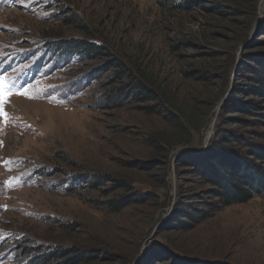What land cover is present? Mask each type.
<instances>
[{"label":"rangeland","instance_id":"obj_1","mask_svg":"<svg viewBox=\"0 0 264 264\" xmlns=\"http://www.w3.org/2000/svg\"><path fill=\"white\" fill-rule=\"evenodd\" d=\"M70 38L108 56L54 48ZM259 55L264 0H0V264H264V193L173 221L213 201L180 154L264 147ZM136 82L152 97L121 99Z\"/></svg>","mask_w":264,"mask_h":264},{"label":"trees","instance_id":"obj_2","mask_svg":"<svg viewBox=\"0 0 264 264\" xmlns=\"http://www.w3.org/2000/svg\"><path fill=\"white\" fill-rule=\"evenodd\" d=\"M71 22H79L80 27H85L83 23L75 18L68 19ZM58 52H64V55H79L87 57L108 56L106 48L101 44H94L81 38L63 39L56 42ZM255 61L253 66L247 67L249 71L248 83L246 84L250 94L264 99V56L259 55L252 58ZM117 68L125 70L123 62L118 58H108L100 70H109ZM123 91V92H122ZM152 91L136 82L129 90L120 89L118 92L121 99H126L129 95L143 99H150ZM246 110L252 114H258L264 119V109L259 104L250 102L245 105ZM242 109V107H239ZM229 139L237 142H244L247 147L246 154L240 150L230 149L226 146L223 139H214L211 141L206 151L201 154L184 153L180 154L176 161L181 165H189L193 171L207 184L210 185L207 193L213 201L205 202L204 208H193L192 212L184 213L188 221H183L180 215H176L174 222L180 226V229H188L199 220L206 218L217 209L234 203H244L253 196L264 193V167L257 161L264 160V147L256 143H250L241 140L234 133L228 134ZM251 157V158H250ZM96 183L91 182L94 187ZM118 186H123L119 184ZM117 209V208H116ZM59 255L58 252H55ZM54 253H52L53 255ZM56 255V254H54ZM62 253L59 255L61 256ZM48 256V255H46ZM53 258V257H52ZM49 259L46 258L44 261ZM38 262V260L36 261Z\"/></svg>","mask_w":264,"mask_h":264},{"label":"snow or ice","instance_id":"obj_3","mask_svg":"<svg viewBox=\"0 0 264 264\" xmlns=\"http://www.w3.org/2000/svg\"><path fill=\"white\" fill-rule=\"evenodd\" d=\"M11 91L6 92L5 78L0 76V116L7 117V114L3 112L2 105L6 102L7 96L11 95ZM17 94H22L28 96V98H34L30 95L29 90L25 88L22 92H18Z\"/></svg>","mask_w":264,"mask_h":264},{"label":"water","instance_id":"obj_4","mask_svg":"<svg viewBox=\"0 0 264 264\" xmlns=\"http://www.w3.org/2000/svg\"><path fill=\"white\" fill-rule=\"evenodd\" d=\"M212 117H213V114H212L211 118H209V120L207 121V128H208L209 124L212 123ZM186 149H188V148L187 147L181 148V151H184Z\"/></svg>","mask_w":264,"mask_h":264}]
</instances>
